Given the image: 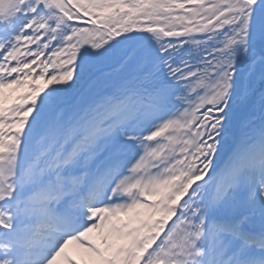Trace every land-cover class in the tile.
<instances>
[{
  "label": "snow or ice",
  "instance_id": "snow-or-ice-1",
  "mask_svg": "<svg viewBox=\"0 0 264 264\" xmlns=\"http://www.w3.org/2000/svg\"><path fill=\"white\" fill-rule=\"evenodd\" d=\"M0 264H264V0H0Z\"/></svg>",
  "mask_w": 264,
  "mask_h": 264
},
{
  "label": "rangeland",
  "instance_id": "rangeland-1",
  "mask_svg": "<svg viewBox=\"0 0 264 264\" xmlns=\"http://www.w3.org/2000/svg\"><path fill=\"white\" fill-rule=\"evenodd\" d=\"M40 83H43L42 81Z\"/></svg>",
  "mask_w": 264,
  "mask_h": 264
}]
</instances>
